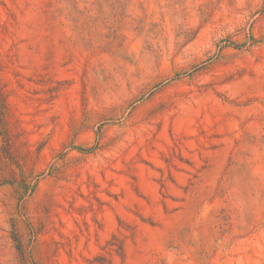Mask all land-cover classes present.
I'll return each instance as SVG.
<instances>
[{"label": "rangeland", "instance_id": "374dc122", "mask_svg": "<svg viewBox=\"0 0 264 264\" xmlns=\"http://www.w3.org/2000/svg\"><path fill=\"white\" fill-rule=\"evenodd\" d=\"M3 99L0 264H264V0H0Z\"/></svg>", "mask_w": 264, "mask_h": 264}, {"label": "trees", "instance_id": "16d2710c", "mask_svg": "<svg viewBox=\"0 0 264 264\" xmlns=\"http://www.w3.org/2000/svg\"><path fill=\"white\" fill-rule=\"evenodd\" d=\"M2 107H3V111H2V113H0V135H2L3 129L7 130L6 129V126H7L6 125V112H5L6 111V103H5L4 99L2 100ZM14 240L17 244V250L21 256V259L24 260L25 259L24 258V250L22 248V243H21L20 239L15 235Z\"/></svg>", "mask_w": 264, "mask_h": 264}]
</instances>
